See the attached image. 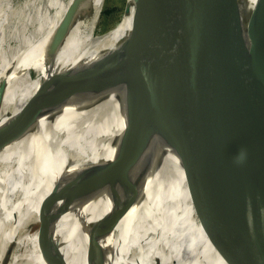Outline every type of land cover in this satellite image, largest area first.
<instances>
[{"label":"bare ground","instance_id":"6f19581e","mask_svg":"<svg viewBox=\"0 0 264 264\" xmlns=\"http://www.w3.org/2000/svg\"><path fill=\"white\" fill-rule=\"evenodd\" d=\"M256 2H221L229 28L237 19L242 26L237 32L246 47ZM103 4L54 2L31 35L12 38L3 34L9 10L0 11V137L38 112L0 146V264H228L200 219L186 154L157 90L131 77L119 88L64 100L56 94L44 104L101 65L102 53L132 29L131 0L123 23L93 36L90 23ZM85 13L89 26L80 21L61 35L64 20ZM131 153L120 173L115 163Z\"/></svg>","mask_w":264,"mask_h":264},{"label":"water","instance_id":"95a60500","mask_svg":"<svg viewBox=\"0 0 264 264\" xmlns=\"http://www.w3.org/2000/svg\"><path fill=\"white\" fill-rule=\"evenodd\" d=\"M221 2L132 0L128 35L102 53L101 65L44 104L56 94L64 100L119 88L131 77L152 86L171 109L163 116L186 154L200 219L215 247L228 264H264V0L246 22L248 47L238 19L229 28ZM37 113L12 126L0 146L19 137ZM131 159L124 155L115 167L121 173Z\"/></svg>","mask_w":264,"mask_h":264},{"label":"rangeland","instance_id":"374dc122","mask_svg":"<svg viewBox=\"0 0 264 264\" xmlns=\"http://www.w3.org/2000/svg\"><path fill=\"white\" fill-rule=\"evenodd\" d=\"M57 1L61 0H0V11H4L5 8L6 11L9 10V19L3 30L4 36L12 38V35L20 36L22 33L24 36L31 35L36 30L38 21L45 18L49 5L54 4V2ZM130 2L131 0H104L103 8H101L99 12L100 15L98 14L97 16L98 19L96 18L93 24L90 23L92 26V35H101L123 23L126 19L127 8ZM84 17L85 19L89 17L91 18V13H85V16L80 14L73 20L70 18L64 20L61 35L64 37L69 36L75 29V25L78 26L82 24L85 20ZM89 19H87V22H85V20L82 25H87ZM16 43L17 42L14 41L11 44V49H13V46H15ZM5 50L7 51V49ZM34 73L35 71H32L31 74L33 75ZM199 221L200 220H198V222ZM38 227L39 226L36 225L34 226V229H37ZM20 232L21 234L25 233L26 228L20 229Z\"/></svg>","mask_w":264,"mask_h":264}]
</instances>
